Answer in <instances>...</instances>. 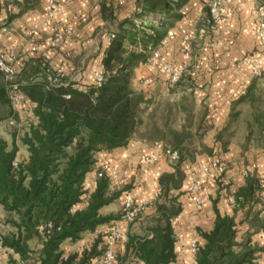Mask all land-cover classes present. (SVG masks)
<instances>
[{
  "label": "crops",
  "instance_id": "obj_1",
  "mask_svg": "<svg viewBox=\"0 0 264 264\" xmlns=\"http://www.w3.org/2000/svg\"><path fill=\"white\" fill-rule=\"evenodd\" d=\"M154 1L2 0L0 51L15 49L21 69L36 65L40 57L50 68L66 74L70 81L94 83L104 71L105 48L112 32L119 30L115 20L135 18V12L144 10L146 24L158 25L165 34L153 49L147 50L146 59L133 67L131 85L142 94L141 106L145 108L138 129L125 145L98 151L97 162L87 173L86 179L92 183L101 165L109 163L113 170L109 172L111 190L125 189L117 199L101 207L100 212L105 215L122 212L129 191L139 202L149 204L156 199L160 176L174 170L165 153V145L171 142L168 132L175 129L181 134L184 148L180 162L184 177L180 187L172 190L178 195L182 209L173 219L176 259L171 264H196L193 243H205L200 232L214 227L217 210L235 217L238 241L242 243L250 238L259 248L255 260L264 264V227L252 221L257 215L264 217V197L238 208L235 199H231L235 198L237 188L245 184L248 175L264 179V127L256 121L258 102L251 97L252 92L264 88V70L255 74L253 61L248 60L260 57L264 67V43L259 35L260 24L264 21V0H221L222 18L218 21L207 12L210 0H180L169 9L167 5L165 11L152 9ZM105 4L112 6L111 12L105 9ZM147 6L149 10L145 9ZM67 25L74 27L73 34L52 47L50 41L54 31ZM31 30L36 31L34 35L29 34ZM169 30L173 31L172 35H168ZM151 31L146 29V32ZM188 33L194 35L190 54L182 50L184 36ZM33 44L38 45L37 50H32ZM124 45L143 50L141 40L131 43L126 39ZM156 49L161 56L151 62L148 58ZM190 60L198 75H186L183 85L172 83L169 74L161 69L163 63L182 64ZM145 79H150L151 83L145 84ZM0 82L4 83L1 73ZM3 108L0 104V112ZM35 119L32 111L23 109L17 115L16 126L7 125L6 118L0 120V133L9 142L16 134L18 160L28 157L22 137L26 124ZM215 154L228 167L221 179L215 176L214 169L208 173L200 171ZM145 155L155 156V163H144ZM243 170L248 171L247 175L242 174ZM197 176L202 178L203 184L193 193ZM197 195L202 197V202L196 200ZM86 203L87 199L77 206L83 207ZM154 212L155 207L149 204L144 216ZM4 215L5 210L0 205V218ZM121 221L127 237L117 245L118 256H124L129 264H145L134 255L128 256L126 249L129 234H143L145 222ZM106 224L95 231L83 232L76 241L65 240L62 243L64 252L82 251ZM30 244L33 250L30 263L40 264L41 240L34 237ZM240 247L237 245L236 249ZM2 253L7 254L5 250ZM13 257L20 259L17 253Z\"/></svg>",
  "mask_w": 264,
  "mask_h": 264
},
{
  "label": "trees",
  "instance_id": "obj_2",
  "mask_svg": "<svg viewBox=\"0 0 264 264\" xmlns=\"http://www.w3.org/2000/svg\"><path fill=\"white\" fill-rule=\"evenodd\" d=\"M179 3L180 0H156L151 8L165 11L167 5L169 9ZM105 9L111 12L112 6L105 4ZM145 9L149 10L150 6ZM207 12L210 15L208 5ZM144 15L145 11L141 10L135 12V18L115 20L119 30L112 32L105 48L100 82L70 81L66 74L50 68L40 57L36 65L21 69L20 88L25 105L36 119L26 124L22 137L29 152L25 159H17L16 134L9 142L0 133V205L5 210L0 218V242L8 255V264H31L30 243L34 237L42 243L40 264H90L102 254L111 226L123 218L124 211L107 215L100 212L101 207L125 190H111L109 172L96 174L91 187L85 181L97 162L98 151L125 145L141 122L144 98L132 88L133 67L146 59L147 50L153 49L165 34L156 24L148 26ZM147 28L152 31L146 32ZM126 39L131 43L141 40L143 50L127 48ZM184 77L176 84H185ZM262 89L252 92L251 97L258 102L256 121L264 127ZM0 104L10 107L0 112V120L13 115L17 119L18 114L14 113L5 84L1 82ZM167 145L176 149L180 158L171 163L173 171L160 176V189L153 203L155 212L150 216L139 215L132 221L145 222V232L129 234L126 244L128 256L134 255L145 264H171L176 259L173 219L182 206L172 190L180 187L184 177L180 166L184 148L171 142ZM214 158L223 161L216 154ZM215 176L223 178V174ZM260 196L264 197L260 178L248 175L245 184L234 192L236 207L259 201ZM85 199L86 205L78 207ZM252 221L264 227V217L257 215ZM105 223L108 224L98 237L82 251L64 252L65 240L76 241L83 232L95 231ZM42 224L47 229L45 235L39 230ZM200 233L205 243H198L196 264H261L255 260L258 246L250 238L242 243L238 241L233 215H223L217 210L214 227ZM237 245L241 247L236 249ZM16 253L20 259L13 257Z\"/></svg>",
  "mask_w": 264,
  "mask_h": 264
},
{
  "label": "built area",
  "instance_id": "obj_3",
  "mask_svg": "<svg viewBox=\"0 0 264 264\" xmlns=\"http://www.w3.org/2000/svg\"><path fill=\"white\" fill-rule=\"evenodd\" d=\"M210 16L214 21H218L222 18V10H221V0H210L208 2ZM264 14V11H262ZM74 27L71 25L63 26L57 28L53 36L51 38L50 44L52 47H57L62 41L73 34ZM36 31L31 30L29 34L34 35ZM173 31L169 30L168 35H172ZM260 39L264 43V21L260 24L259 30ZM194 35L192 34H185L184 36V45L182 50L190 54L192 45H193ZM38 45L33 44L32 50H37ZM161 56L159 50H153L152 54L149 56L148 60L151 62H156L158 58ZM249 61H253L254 65V73L261 74L264 70L263 65L261 64V58H248ZM18 62V53L15 49H3L0 51V72L3 77V82L5 84L6 90L10 97V103L14 113L17 115L20 113L21 110L27 109L25 105V95L21 90V82L19 78V73L21 71V67L17 64ZM161 69L166 71L169 74V79L172 83H177L180 81L185 75L196 77L198 75V71L194 66L192 60L184 62L182 64H172V63H163L161 65ZM102 74L98 75L97 81L100 82L102 80ZM51 78V77H50ZM145 84L149 85L151 83L150 79L144 80ZM6 124L9 126L17 125V119L15 115L7 118L5 120ZM165 153L167 158L169 159L170 163L177 162L180 158V154L176 149H173L170 145H165ZM156 159L153 155H145L143 158V162L146 164H153L155 163ZM102 169L97 170V176H101L104 171L113 172L109 163H103L101 165ZM227 164L223 161H219L216 158H213L208 164L201 167L200 171L202 173H208L212 169L215 170L216 174H225L227 171ZM248 171L243 170L242 174L247 175ZM262 183V194L264 195V179L260 180ZM203 181L200 176H197L194 179V183L192 186L193 193H196L200 187L202 186ZM85 185L87 187H91L92 183L89 180L85 181ZM234 199L233 197L231 198ZM196 200L198 202H202L203 199L200 195L196 196ZM154 200L151 201L149 204H153ZM148 203L139 202L136 198V195L129 191L126 193L125 201H124V208H123V218L126 222H132L135 218L139 215H143L148 208ZM118 221L114 225L111 226L109 232L106 236L104 242L103 252L100 256L96 257L93 262L90 264H119L118 259V252H117V245L124 241L127 237L126 228L123 226V221ZM39 230L41 234L45 235L47 229L45 225H40ZM198 244L196 242L193 243V251L196 252ZM5 247L0 242V264H8L7 259L3 255V251Z\"/></svg>",
  "mask_w": 264,
  "mask_h": 264
},
{
  "label": "rangeland",
  "instance_id": "obj_4",
  "mask_svg": "<svg viewBox=\"0 0 264 264\" xmlns=\"http://www.w3.org/2000/svg\"><path fill=\"white\" fill-rule=\"evenodd\" d=\"M263 90V89H262ZM264 91V90H263ZM262 94V96L264 97V92H262L261 93ZM4 108H3V110H1V113H3V112H5L6 111V109H8V106H3ZM11 129V128H10ZM13 129V128H12ZM168 136H169V138H170V140H171V143H173V144H175V145H177L178 147H183V146H181V140H180V138H181V134H180V132H178L177 130H175V129H171L169 132H168ZM194 139H197V137H195ZM174 141H177V142H174ZM178 143V144H177ZM6 256H8V255H5V258H6ZM119 260H120V264H129V262L127 263L126 262V259H124V256H119Z\"/></svg>",
  "mask_w": 264,
  "mask_h": 264
}]
</instances>
